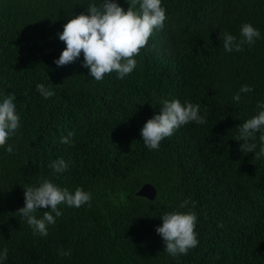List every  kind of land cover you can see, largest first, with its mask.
<instances>
[{
    "label": "trees",
    "instance_id": "16d2710c",
    "mask_svg": "<svg viewBox=\"0 0 264 264\" xmlns=\"http://www.w3.org/2000/svg\"><path fill=\"white\" fill-rule=\"evenodd\" d=\"M101 2L0 0V102L14 92L20 116L0 147L2 264H264L260 133L254 153L234 140L264 103V0H161L167 19L135 57L137 67L98 82L82 67V53L66 66L54 61L66 47L63 26ZM115 2L127 10L126 0ZM245 23L260 38L226 52L220 33L239 41ZM38 84L55 94L45 99ZM242 85L253 91L237 103ZM173 99L198 104L205 123L189 122L149 150L141 129ZM69 132L74 143H61ZM58 159L68 165L60 173L51 167ZM44 179L92 199L79 208L58 205L62 215L41 237L17 210L24 189ZM145 182L156 189L152 200L136 195ZM189 211L198 245L173 257L156 228L164 214Z\"/></svg>",
    "mask_w": 264,
    "mask_h": 264
},
{
    "label": "clouds",
    "instance_id": "9594fccd",
    "mask_svg": "<svg viewBox=\"0 0 264 264\" xmlns=\"http://www.w3.org/2000/svg\"><path fill=\"white\" fill-rule=\"evenodd\" d=\"M128 8L125 11L115 0H102L100 4H90L87 15L81 13L69 19L63 26V31L58 33L59 40L66 47L58 59L54 61L57 66H66L75 62L83 54L82 67L89 70V75L96 81H102L106 74L117 73V78L124 77L133 72L138 61L135 59L142 48L148 44L154 30L162 29L167 19L166 10L161 5V0H126ZM138 5V8H137ZM242 39L229 33H220L223 48L226 52L243 50V45H252L260 38V32L251 23L241 27ZM37 91L45 98L52 97L55 93L43 84L36 86ZM249 85H242L240 92L233 96L237 103L241 100L240 93L252 92ZM14 92L7 94L0 102V147L7 144L20 127V116L16 112ZM260 111L257 115L246 120L239 126V134L234 138L243 141L240 150L254 153L257 148L255 143L257 133H260V149L255 152V158L264 156V103L258 102ZM200 106L188 101L182 104L180 100L162 101L160 113L148 119L141 129V138L149 150H158L161 141L173 135L181 126L189 122L205 123V118L199 114ZM73 132L61 137V143L73 144ZM131 146V145H130ZM13 146L8 145L5 151L13 153ZM51 167L56 173L66 170L67 163L58 159ZM91 193L77 187L74 192L61 188L44 179L38 187L24 189V207L17 211L26 218V222L34 230V234L41 237L48 235V226L56 223V218L61 216L58 205L66 204L69 207H81L89 204ZM189 203L185 200L180 207ZM40 208H47L42 218H37L34 213ZM54 213V215H53ZM162 225L156 232L162 237L166 245L164 251L175 257L186 255L189 249L198 245L195 233L197 216L194 212H172L162 217ZM7 248L0 250V264L7 259ZM59 255H71L70 250H60Z\"/></svg>",
    "mask_w": 264,
    "mask_h": 264
},
{
    "label": "water",
    "instance_id": "95a60500",
    "mask_svg": "<svg viewBox=\"0 0 264 264\" xmlns=\"http://www.w3.org/2000/svg\"><path fill=\"white\" fill-rule=\"evenodd\" d=\"M136 195L145 197L147 199H154L156 195V189L154 185L150 182H145L141 185V187L136 191Z\"/></svg>",
    "mask_w": 264,
    "mask_h": 264
}]
</instances>
